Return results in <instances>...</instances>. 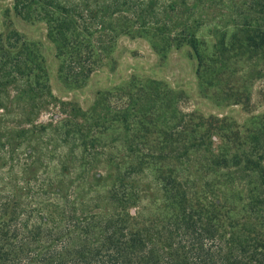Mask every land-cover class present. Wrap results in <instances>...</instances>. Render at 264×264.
Here are the masks:
<instances>
[{
    "label": "trees",
    "instance_id": "trees-1",
    "mask_svg": "<svg viewBox=\"0 0 264 264\" xmlns=\"http://www.w3.org/2000/svg\"><path fill=\"white\" fill-rule=\"evenodd\" d=\"M13 9L45 22L74 84L122 35L161 52L187 46L202 62L208 26L223 63L221 22L235 25L250 65L264 60V0H13ZM181 97L132 78L100 94L83 130L81 109L52 94L40 47L0 34V264H264V123L214 148V122H196ZM55 107L61 118L35 123ZM113 124L111 142L101 128ZM57 129L85 159L107 153L105 174L93 160L90 180L51 171L56 149L36 140ZM73 170L64 163L62 174Z\"/></svg>",
    "mask_w": 264,
    "mask_h": 264
},
{
    "label": "rangeland",
    "instance_id": "rangeland-1",
    "mask_svg": "<svg viewBox=\"0 0 264 264\" xmlns=\"http://www.w3.org/2000/svg\"><path fill=\"white\" fill-rule=\"evenodd\" d=\"M221 25L227 26V51L222 59L223 63L217 58L219 47H214L220 38L215 36L208 26L200 30V38L206 47L202 62L187 46L179 48L173 46L161 52L153 47L147 37L122 35L116 40L113 51L105 54L103 62L94 63L93 56L91 63L86 65L84 63L85 69L92 67V71L83 84H74L60 72L61 58L58 55L57 42L48 35L45 22L19 16L13 9V0H0V34L16 32L40 47L52 94L58 100L71 102L81 109L80 114L84 115H77V120L83 123V130L85 112L94 106L100 94L125 87L132 78L154 80L164 83L174 92L182 93L180 107L185 112L194 113L196 122L199 120L198 116L214 122L213 128L216 127L213 130L214 148L221 144L222 140L228 146L237 144L239 142H234L235 131L239 132L241 141L251 133V130H255L258 123H264V60L254 58L256 66L250 65L241 42L233 36L236 34L235 25L231 21L221 22ZM52 116L55 120L61 118L57 107L41 112L35 123L48 124L53 121ZM9 119L11 124L12 118ZM114 125H108L107 127H111L106 130V127L101 128L107 141H114L111 139L114 137ZM59 133L63 134V129L40 137L37 135L39 140L36 142L43 141L45 145L56 149L57 153L49 165L50 170L58 173L60 178L79 176L90 180L85 166L93 159L89 156L85 159V151L82 152L81 146L74 147L70 144L64 146ZM112 150L116 152L115 149ZM106 154L98 161H92L95 165L100 164L93 173L105 174L106 169L102 165L106 162L108 156ZM64 163H68L70 171L73 170V166L76 167L74 173L68 177L62 174Z\"/></svg>",
    "mask_w": 264,
    "mask_h": 264
}]
</instances>
